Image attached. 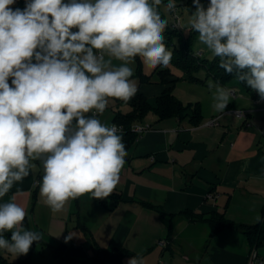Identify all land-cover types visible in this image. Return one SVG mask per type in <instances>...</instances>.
I'll return each instance as SVG.
<instances>
[{"label": "clouds", "instance_id": "obj_1", "mask_svg": "<svg viewBox=\"0 0 264 264\" xmlns=\"http://www.w3.org/2000/svg\"><path fill=\"white\" fill-rule=\"evenodd\" d=\"M14 3L0 0V198L39 160L40 195L52 212L86 193L104 199L119 183L128 153L120 127L102 124L96 113L109 98L136 95L128 66L136 57L153 69L171 62L162 36L168 21L156 7L162 0H26L23 10L9 7ZM193 5L189 30L219 58V68L264 100V0ZM165 7L174 10L176 0ZM113 59L122 63L113 66ZM208 87L215 89L213 107L224 112L232 92L219 81ZM25 217L17 203L0 204V250L17 257L43 239L24 229ZM127 264L145 262L137 254Z\"/></svg>", "mask_w": 264, "mask_h": 264}, {"label": "crops", "instance_id": "obj_2", "mask_svg": "<svg viewBox=\"0 0 264 264\" xmlns=\"http://www.w3.org/2000/svg\"><path fill=\"white\" fill-rule=\"evenodd\" d=\"M189 29L190 24L185 26ZM117 62L121 61L113 59V66ZM128 66L134 70L130 80L147 98L173 87L185 105L199 104L200 122L195 124L188 116L159 119L153 112L135 122V137L125 147L128 155L113 191L119 194L118 202L109 198L101 204L86 193L54 213L40 195V185H35L44 174L42 163L31 162L30 175L15 182L0 204L11 201L23 207L24 229L43 233V239L33 242L27 254L16 257L0 250V255L10 262L32 264H101L93 259L98 248L130 251L121 264L137 254L145 264H248L254 249L264 257V246L253 247L242 229L223 228L212 236L208 222L183 214L191 211L207 217L222 212L244 225H256L257 216L264 221V100L257 91L251 93L231 80L222 85L232 92L230 102L219 112L213 107L215 89L208 87L216 80L206 71L197 74L203 82L171 71L174 76L167 78V84L159 83L156 74L151 83H141L137 59ZM140 66L143 74L154 73H145L142 61ZM130 109L125 101L109 98L105 111L96 115L111 126L117 111ZM236 111H248L252 125L247 126ZM137 125L150 128L138 136L133 131ZM122 132L124 143L126 132ZM69 234L72 238L66 242ZM161 240L165 246L158 244Z\"/></svg>", "mask_w": 264, "mask_h": 264}, {"label": "trees", "instance_id": "obj_3", "mask_svg": "<svg viewBox=\"0 0 264 264\" xmlns=\"http://www.w3.org/2000/svg\"><path fill=\"white\" fill-rule=\"evenodd\" d=\"M19 1L20 5L16 8L23 10L26 6V0ZM68 1L71 2V0ZM200 3L203 4L205 8H207V6L210 4V0H200ZM176 4L180 8H186L191 14L195 11L193 0H176ZM16 8L12 9L15 10ZM71 31L75 33L78 31V29L73 28ZM187 33L188 34H184L181 30L172 28V25L167 27L162 33L167 49L173 51L171 62L182 70L184 73L183 78L188 79L189 81L203 82L199 77H197V74L203 70L206 71L208 76H212L223 86L235 78V73L229 74L224 69L218 67V57L209 59L203 57L199 53H196L194 46L199 37L198 33L190 30ZM136 59L138 62V76L140 77L141 83H151L153 75L157 74L159 83L167 84V78L174 76L170 68H162L160 66L156 68L152 75H145L141 71V58L136 57ZM242 84L248 89L249 92H255V90L248 87L245 83ZM125 102L130 106V111L126 113L117 111L115 114V123L118 126H121L126 132L124 137L125 147L128 145L130 140L135 137V135L132 133L133 124L143 119L150 112L155 113L159 119L175 116L185 118L188 116L195 124H198L201 119L199 104L185 105L174 95L173 87H167L159 96L155 97L154 99L147 98L138 89L136 95ZM118 196L119 194L112 192L110 196L105 197L104 199H94L101 204H106L109 198H113L116 202H118ZM183 214L188 216L192 221L200 220L208 222L211 226L212 236L223 228L242 229L247 235L249 243L253 247L258 248L264 246V221H261L256 225H244L232 222L222 212H213L207 217L200 214H195L191 211H185ZM4 235L6 237H10L6 233H4ZM129 255H131V252L124 248H113L111 250H103L98 248L95 250L93 259L100 262L101 264H106L109 262L121 264L123 259ZM0 264L32 263L28 260L10 262L8 259L0 255Z\"/></svg>", "mask_w": 264, "mask_h": 264}, {"label": "rangeland", "instance_id": "obj_4", "mask_svg": "<svg viewBox=\"0 0 264 264\" xmlns=\"http://www.w3.org/2000/svg\"><path fill=\"white\" fill-rule=\"evenodd\" d=\"M64 3H70L68 0H63ZM77 2H82V0H77ZM91 2H95V0H91ZM150 3H151V0H150ZM20 5V1L19 0H15V3L13 5H10L9 7L11 8H16ZM166 0H162V3L159 5V6H156L157 7V10L159 11L162 19H166L168 21V24L166 26L169 27L173 24L174 22V17L171 13V11H169L166 7ZM162 13L166 14L165 17L162 16ZM190 12L186 9V8H180L178 7V16L180 18V23H181V27H183V29H180L184 32V34H188L187 31L185 30V26L188 25L189 26V21H190ZM165 28V29H166ZM73 29V28H72ZM78 29V28H77ZM194 50L196 53H199L200 51H202V56L205 57V58H209V59H213L215 56L212 52L211 49H208L205 45H203L200 40H199V37L195 43V46H194ZM142 61V59H141ZM122 62H117L116 63V66H119ZM138 63V62H137ZM142 66H143V70L145 73L147 74H151L155 71V69L157 68H149L147 67L143 61H142ZM162 68H170V70L175 73L176 75L180 74L182 72V70L176 66L174 63L170 62L168 66L164 67V66H160ZM201 74V73H200ZM158 75L156 74L155 75V79H157ZM237 83L239 82L237 79H233V83Z\"/></svg>", "mask_w": 264, "mask_h": 264}, {"label": "built area", "instance_id": "obj_5", "mask_svg": "<svg viewBox=\"0 0 264 264\" xmlns=\"http://www.w3.org/2000/svg\"><path fill=\"white\" fill-rule=\"evenodd\" d=\"M168 0H166V4H167ZM172 12V15L174 17V22L172 24V28L174 29H179L181 28V23H180V18L178 16V6L171 11ZM235 114L240 117V118H243L246 120V124L247 126H251L252 125V122L251 120L249 119V112L248 111H236ZM212 124L214 123L213 121L211 122ZM120 127V130L123 131V128L121 126ZM150 126L149 125H137L133 128V131L138 135H142L144 132H146L147 130H149ZM263 132H264V129H263ZM39 181H36L35 182V185L38 186ZM158 244L160 246H165L166 245V241L164 240H161L158 242ZM248 264H264V257L261 256L256 249L252 250L251 252V255L249 257V260H248Z\"/></svg>", "mask_w": 264, "mask_h": 264}]
</instances>
